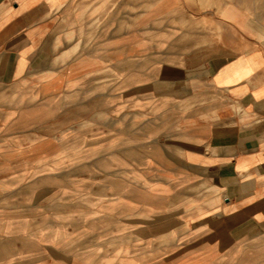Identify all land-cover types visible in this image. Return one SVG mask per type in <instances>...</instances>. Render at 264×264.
<instances>
[{
	"label": "crops",
	"instance_id": "obj_1",
	"mask_svg": "<svg viewBox=\"0 0 264 264\" xmlns=\"http://www.w3.org/2000/svg\"><path fill=\"white\" fill-rule=\"evenodd\" d=\"M0 264H264V0H0Z\"/></svg>",
	"mask_w": 264,
	"mask_h": 264
},
{
	"label": "rangeland",
	"instance_id": "obj_2",
	"mask_svg": "<svg viewBox=\"0 0 264 264\" xmlns=\"http://www.w3.org/2000/svg\"><path fill=\"white\" fill-rule=\"evenodd\" d=\"M64 202V201H63ZM65 203L66 204H72V202H69V199H66L65 200ZM72 208H70V207H66V206H63L62 207V213L60 214L61 216H63V219L64 218H66V219H71V220H76L77 219V217L79 216V215H82V214H80V213H75V212H67L68 210L70 211ZM84 215V214H83ZM63 230H62V232H66V226L65 225H63V228H62ZM27 236V235H26Z\"/></svg>",
	"mask_w": 264,
	"mask_h": 264
}]
</instances>
